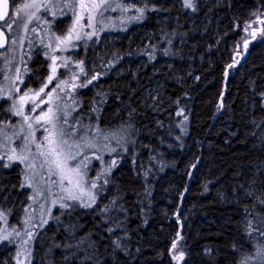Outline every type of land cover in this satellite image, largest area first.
Listing matches in <instances>:
<instances>
[{"label": "trees", "instance_id": "trees-1", "mask_svg": "<svg viewBox=\"0 0 264 264\" xmlns=\"http://www.w3.org/2000/svg\"><path fill=\"white\" fill-rule=\"evenodd\" d=\"M169 1L150 0L159 6L157 13L179 14ZM203 4L196 0L197 16ZM210 4L216 21L221 19L218 43L208 53L199 36L190 32L195 26L174 32L166 25L165 36L148 45H138L142 36L132 37L129 52L123 46L127 37L117 51L104 52L101 58L89 50L82 52L83 62H95L85 71L87 78L96 77L82 97L92 99L95 89L111 93L101 117V125L108 129L129 111L123 125L133 127L137 155L125 157L96 211L63 215L48 227L46 243L35 247L33 264H242L240 256L254 253L257 243L264 244V236L248 227L250 220L253 227L258 225L264 206L225 198L231 197L234 184L253 176V166H264V134L253 133L254 125L264 119V0ZM147 24L145 34L154 28ZM113 55L115 68L104 72L103 64ZM140 59L143 71L135 68ZM130 60L135 74L125 76L123 66ZM168 62L174 74L162 66ZM117 69L119 77L113 74ZM47 71V61L35 58L30 84L36 86ZM151 75L161 80L164 102L144 109L136 84L149 82ZM6 105L0 103V116L6 114ZM137 126L145 127L136 132ZM139 142H145V148H139ZM6 174L17 199L19 168ZM261 175L264 187V168ZM101 210L103 216L97 215ZM67 245L72 253L65 257ZM208 248L211 253L205 255ZM181 252L184 258L176 259Z\"/></svg>", "mask_w": 264, "mask_h": 264}, {"label": "rangeland", "instance_id": "rangeland-1", "mask_svg": "<svg viewBox=\"0 0 264 264\" xmlns=\"http://www.w3.org/2000/svg\"><path fill=\"white\" fill-rule=\"evenodd\" d=\"M170 1L169 5L176 9L179 14H176L177 12L175 14L170 12L157 13L158 10L160 11L159 6L152 4L150 0H107L108 4L115 7V11H112L111 8L107 11L103 8H81V0H34L32 8L20 11L23 4L32 3L33 0H11L10 26H7L6 22L2 25V28L8 33L9 45L0 52V103L5 102L7 104L6 114L0 116V156L4 157L0 160V213L3 214L0 215L1 264H33L35 247L37 244L44 246L46 243L44 232L48 227L58 222L63 215L72 216L79 210L96 211L100 200L110 189L113 174L120 168L125 157L130 153L132 158L137 155V140L133 133V127L130 124L123 125L124 119L129 116V111L125 117H117L118 120L113 123V129H108L101 125V117L102 106L104 102L108 101V96L111 93H106L102 89H95L92 99L82 97V91L89 88L91 84L87 83L89 75L85 71L95 63L86 64V60L83 62L82 52L89 50L98 58H101L104 52L117 51L121 47L120 43L123 42V37H127L123 46L129 52L132 45L131 38L135 35L142 36L137 42L139 46L148 45L161 35L165 36L162 25H166L174 32L184 26H195L194 30L190 32L199 36L201 48L205 50V53L212 49L213 43H218L219 29L217 25L221 18L216 21L210 2L216 1L218 4L221 0H202L204 1L203 11L198 16L196 15L198 13L197 9L195 10L196 0H193L194 8L185 7L184 0ZM84 2L91 5L92 3H100V0H84ZM125 5H127V10H125ZM105 7H107V4ZM184 13L187 15L186 18L183 16ZM89 15L92 17L91 21H89ZM197 17L199 18L197 19ZM199 21L200 24L196 25ZM214 21L216 22L213 25ZM145 23L151 25V29L154 26L148 34L143 33L146 27ZM72 29H75V31L71 43H61L57 39L66 36ZM77 34L80 36L79 40L75 38ZM150 49L153 51L154 47ZM39 56L47 61L48 71L45 78L39 79L37 81L38 85L33 86L29 82L31 64ZM115 56L113 55L107 64H103L102 69L104 72L105 68H115L117 64ZM202 56H200V61H202ZM52 57H57L55 63L56 78L51 84H48L47 78L52 75V67H50L53 63ZM65 61H67V67L63 66ZM78 62H82L80 66H77ZM162 66L170 69L173 74L175 73L170 62L162 64ZM80 67H83V72L80 71ZM124 68L125 76L135 74L132 73V60L126 66H123ZM135 68L137 71L145 70L144 61L140 59L135 64ZM68 69H71V71ZM119 71L121 70L117 69L113 74H118L119 77ZM65 73L66 75L62 77V74ZM74 75L75 78H73ZM61 78L68 81V86L64 88L63 92L57 88L56 92L53 93L54 97L57 94L59 95V100H54L52 104H43L40 109L33 113L28 111L32 107L31 102L24 105V114H30L33 117L28 122L33 125L32 129L28 128L27 123L23 121L21 116H16L9 110L12 100L18 101L25 91L31 90L29 95L34 91H38L42 86V82L48 84L45 93L41 94V98L46 99L45 94ZM82 83H87V86L79 87ZM132 83L133 81L128 86L130 90L132 89ZM72 85L77 87H72ZM136 86L140 88L141 98L139 99L144 109L155 108L164 102V87L161 80L155 79L153 75H151L149 82L137 83ZM132 96L133 94H131ZM57 105L59 106L58 115H63L66 111L70 122L73 119H79L83 125V127L80 124L74 126L76 131L74 139L83 134L85 141H81L82 147L80 149L73 147L72 151L80 153L77 155V160H82L85 156L88 157L87 167L84 168L83 165L81 167L86 172L85 180L89 181V184L85 185V189L88 190L93 180L97 184L96 188L91 189L92 193L97 194L91 207H84L79 201H71L67 198L61 200L60 197H66V194L60 190L57 184L52 183L58 178L56 176L49 177L46 164L41 167L44 163V157L38 155V153L47 151L45 146L47 142L43 141V138L48 133L44 131V127L51 128V125H44L43 121L37 124L34 117L41 110H46L48 107H53L56 110ZM17 107H20V105L17 104ZM144 127L137 126L136 132L141 131ZM180 127L181 133L186 134V128L181 124ZM113 133L117 135L113 136ZM253 133L264 134V119L254 125ZM141 139H144L143 136ZM42 141L43 143H41ZM85 142H90L95 147L83 146ZM38 143L41 144L40 148H37ZM144 143L139 142L138 147L145 148ZM24 145H27V149L24 148ZM21 155L26 157L23 163L19 159H8L9 156L18 158ZM72 163H75V161ZM4 164H8L9 167H2ZM28 165H33V167H28ZM17 167L19 168L21 183L17 189V199H15L12 196L15 186L10 183V178L6 172H12ZM263 168L262 164L253 166L254 171L251 173L254 177L246 179L244 183L234 184L232 187L234 192L231 197L225 198L230 203L236 201L239 197L258 203L264 191L261 180ZM163 171H159L158 174L163 173ZM98 175L100 179L96 180ZM25 177H28V179L25 180ZM105 180L108 182L105 183ZM22 184L23 187H21ZM29 184H31V187H28ZM101 187L103 190H101ZM23 190L25 193L21 194ZM220 196L223 197L219 193ZM83 202L89 203L87 195L83 197ZM61 203L71 205V207L61 208ZM225 203L226 201L221 200L222 205ZM105 214L107 213L105 212ZM97 215L103 216V211H99ZM5 236L8 237L7 240L3 239ZM260 245V243H257V247ZM257 247L255 246V250ZM71 253V246L67 245L64 253L65 257ZM210 253V248L204 251L205 255ZM240 257V263L245 258L251 257L247 260V264L253 262L261 264L262 258L255 256L254 253H248ZM40 264H42V261H40Z\"/></svg>", "mask_w": 264, "mask_h": 264}, {"label": "snow or ice", "instance_id": "snow-or-ice-1", "mask_svg": "<svg viewBox=\"0 0 264 264\" xmlns=\"http://www.w3.org/2000/svg\"><path fill=\"white\" fill-rule=\"evenodd\" d=\"M107 4V7L105 5ZM34 6V0L32 3H25L21 6L20 11H23L24 9H29ZM184 6L187 8H194L193 0H184ZM15 7V5H13ZM81 8H94V9H101L103 8L105 11L109 10L111 8L112 11H115V7H112L111 4H108L107 0H100V3H92L91 5L84 2V0H81L80 3ZM119 7V5H117ZM0 20H4L5 17L8 18L6 21V25L10 26L11 22V16L8 11V0H0ZM125 10H127V5H125ZM31 15V13H29ZM92 17L89 15V21H91ZM264 23V21H261ZM2 27V25H0ZM35 31V29H33ZM75 29H72L68 32V34L62 38L58 37L57 39L61 43L69 44L71 43L73 32ZM77 40L80 39L79 34L75 37ZM7 37L4 36V33L0 31V47H4L7 43ZM245 47H247V42H245ZM57 57H52V75H50L47 80L48 84H51L52 81L56 78V63ZM80 63L78 62L77 66H80ZM64 67H67V61H65ZM71 71V69H68ZM80 71L83 72V67H80ZM65 74H62V77ZM75 78V75L73 76ZM95 79V77H91L88 79L87 83H91V80ZM87 83H82L79 85V87H86ZM48 84H43L39 88L38 91L32 92L31 95H29V92L31 90L25 91L23 95L19 97V100H12L10 109L14 115L21 116L23 118V121L27 123V126L29 129H32L33 125L31 123H28L30 120L33 119V117L29 115L24 114V105L31 102L32 107L28 109L29 113L36 112L37 109H40L43 104H52L54 100H59L60 97L57 94V96H53V93L56 92V89L59 88L61 92L64 91V88L68 86V81L61 78L56 81L55 85L45 94V98H41V94L45 93V89L48 88ZM72 87H77L76 85H72ZM11 99V98H9ZM17 104L20 105V107H17ZM59 111V106H56V110L53 109V107H48L46 110H41L38 115L34 117L37 124H40L41 121H43L44 125H51V128L44 127V131L48 133L47 136L43 138V141H46V148L47 151H41L38 153V155L44 157V163L41 165L43 167L45 164L48 166V175L49 177L56 176L58 179L52 181L53 184H57L62 192L66 194L65 196H61L60 199L63 200L67 198L71 201H79L82 206L84 207H91L92 203L96 200V193H92L91 189L96 188L97 184L95 180L91 181L90 187L88 190L85 189V185L89 184V181L85 180L86 172L84 171V168L87 167L86 161L88 159L87 156L84 157L82 160H77V155L80 153L73 152L72 149L75 147L76 149H80L82 147L81 141H85V136L81 134L78 138L76 137V131L74 126L76 124H80L81 127H83L82 122L79 119H73L71 122L68 120V113L65 111L63 115H58L57 112ZM67 125V127H65ZM116 133H113V136H116ZM27 139V137H25ZM43 141L41 143H43ZM71 141V142H70ZM119 142V140H118ZM83 146L86 147H95L94 144L90 142H85ZM41 144H37V148H40ZM24 148L27 149V145H24ZM99 159V157H97ZM4 159V157L0 156V160ZM9 160L13 159H19L21 163L24 162L26 157L23 155L17 157L9 156ZM75 161V163H72ZM84 166L82 168L81 166ZM2 167H9L8 164L2 165ZM28 167H33V165H28ZM28 177H25V180H27ZM100 176L98 175L96 177V180H99ZM108 181L105 180V183ZM24 185L22 184L21 187ZM28 187H31V184L28 185ZM101 190L102 187H101ZM51 191V189H49ZM87 195L89 203L83 202V197ZM55 203V201H53ZM259 203L264 206V200L259 201ZM113 204H115V201H113ZM61 208L65 207H71V205H66L64 203L60 204ZM0 215H3L0 213ZM251 215V214H250ZM259 223L256 227H253L252 221L250 220L248 222V227L255 232H259L260 236H264V216L258 215ZM112 229H109V232H111ZM249 235H251V232H249ZM4 240H7L8 237L5 236L3 238ZM114 244L117 249L121 247L119 243L114 241ZM173 248H175V243L173 244ZM255 256L261 257V264H264V244H261L259 247L256 248L254 252ZM176 259H183L184 253L181 252L178 257H175ZM251 259V257L245 258L244 261H242V264H247V260Z\"/></svg>", "mask_w": 264, "mask_h": 264}, {"label": "water", "instance_id": "water-1", "mask_svg": "<svg viewBox=\"0 0 264 264\" xmlns=\"http://www.w3.org/2000/svg\"><path fill=\"white\" fill-rule=\"evenodd\" d=\"M0 10H2V9H0ZM8 11H9V14H10L11 13V0H8ZM7 20H8L7 17H5L4 20H0V25H3ZM0 31H2L4 33V36L8 38L7 39V43L5 44V46L4 47H0V52H1V51L5 50L8 47V45H9V37H8L7 33L5 32V30L2 27H0Z\"/></svg>", "mask_w": 264, "mask_h": 264}, {"label": "flooded vegetation", "instance_id": "flooded-vegetation-1", "mask_svg": "<svg viewBox=\"0 0 264 264\" xmlns=\"http://www.w3.org/2000/svg\"><path fill=\"white\" fill-rule=\"evenodd\" d=\"M6 32V31H5ZM7 33V32H6ZM7 35H8V33H7ZM32 85V84H31ZM38 84H36V86H37Z\"/></svg>", "mask_w": 264, "mask_h": 264}, {"label": "bare ground", "instance_id": "bare-ground-1", "mask_svg": "<svg viewBox=\"0 0 264 264\" xmlns=\"http://www.w3.org/2000/svg\"><path fill=\"white\" fill-rule=\"evenodd\" d=\"M104 67V66H103Z\"/></svg>", "mask_w": 264, "mask_h": 264}]
</instances>
